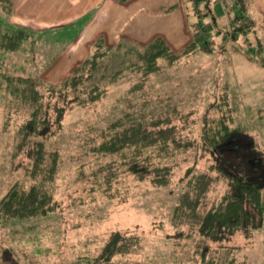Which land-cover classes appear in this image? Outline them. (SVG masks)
<instances>
[{
	"label": "rangeland",
	"instance_id": "rangeland-1",
	"mask_svg": "<svg viewBox=\"0 0 264 264\" xmlns=\"http://www.w3.org/2000/svg\"><path fill=\"white\" fill-rule=\"evenodd\" d=\"M12 1L13 12L5 18L0 11L1 19L34 33L44 34L45 30L42 29L45 25L56 23L61 24L60 30H64L63 33L69 32L68 35L64 34V38L68 39L64 46L60 44L63 41L62 34L56 33L47 41L44 40V35H40L36 37L35 45L27 41L19 52L6 54L3 58L9 64L28 66L32 70L33 58L40 56L42 68L39 72L44 79L53 83L63 81L92 54L101 33L107 34L109 14L114 16L117 13L115 8L108 14L102 11V19L96 20L102 1L100 6L91 4L88 0H64V3L55 0ZM235 6L231 0H209L202 5L209 12L203 19L209 30L207 37H204L196 23V16L189 11L184 25L185 29L188 25L191 27L192 38L188 41L178 36L172 37L175 35L172 27L164 28L157 36L164 37L175 52H180L195 40L198 41L197 51L182 56L173 64L161 58L159 61L162 70L150 75L141 91H130L140 78L126 72L120 80L107 84L108 92L105 97L86 108L78 105L70 107L65 100L52 98L53 105L66 107L62 128L49 142V147L57 149L60 155V165L53 184L59 205L54 213L29 218L48 219L52 222V227L44 226L42 230L46 232L42 234V231H28L25 226H21L24 224L22 222L11 223L8 228L0 226V251L5 246L14 247V252L26 264L32 260L43 264H69L82 252L98 254L111 232L117 230L127 236L135 235L139 238L132 245L130 253L115 257L117 264H202L201 253L194 255L200 237L195 234L190 237L176 235V229L170 222L171 211L181 189L180 179L187 167L195 165L198 171H205L210 163L225 165L226 159L230 158L235 172L238 167L242 172L250 171L255 178L262 174L261 169L264 168V119L260 117L264 110V53L261 56L253 53L257 38L264 34V18L263 15L255 14L254 30L247 37L241 34L236 39L230 38L224 42L223 47V35L230 29V13L238 12V4ZM182 8L184 9V5ZM49 12L53 15L52 19H43V13L48 15ZM147 23L150 21L147 20ZM127 33L121 34L125 41L133 39L139 42L136 40V33ZM207 38L208 42L205 43ZM51 40L53 43H50ZM31 51L32 56L26 61ZM248 54L252 57L249 58ZM118 60V56L106 58V62L111 64L107 73L118 67ZM221 96L227 100L223 113L230 116L232 126L240 129V146L231 151L229 157L226 153L222 156L204 150L201 145L204 112L211 102L219 100ZM8 97L6 91L0 88V197L15 179H24L21 166L27 160L25 156L14 154V147L16 128L26 118L29 110L21 107L15 111V106H11ZM168 97L170 105H175L187 116L174 119L178 126V136L194 140L195 146L187 151L181 150L165 161L175 165L171 182L166 187H156L148 180H137L122 167L120 179L113 185L115 195L112 198L105 195L95 176L92 179L86 178L103 160L90 153L84 154L85 148L80 143L95 134L94 130L88 128L105 125L116 116L114 109L127 108L146 98L157 104L155 111H161L162 102ZM50 111L51 118L55 121L56 111L53 106ZM219 113L218 110L213 112L214 115ZM55 127L53 124L54 129ZM237 143L235 141L230 145L236 146ZM253 154L259 155L261 167L250 164L249 157ZM20 162L23 164L18 165ZM82 163H85V167L79 168ZM226 187L223 180L215 184L210 194L211 200L221 195ZM262 220L263 226L250 235L237 231L222 241H207L210 255H218L221 246L231 245L235 246V264H264V218ZM189 231L188 226L183 227V232Z\"/></svg>",
	"mask_w": 264,
	"mask_h": 264
},
{
	"label": "trees",
	"instance_id": "trees-1",
	"mask_svg": "<svg viewBox=\"0 0 264 264\" xmlns=\"http://www.w3.org/2000/svg\"><path fill=\"white\" fill-rule=\"evenodd\" d=\"M208 2L188 0L187 4L189 13L196 16V23L204 37L209 36V30L203 23L209 12L202 5ZM249 3V0H238V12L230 13V29L223 35V47L230 38L236 39L241 34L247 37L254 30V18L247 12ZM233 5L237 6L235 3ZM0 11L7 18L13 12V1L0 0ZM5 20L0 18V88L8 94L15 111L21 107L29 110L16 128L14 147V154L27 159L24 164L18 163L23 164L24 179H15L0 197V226L8 228L11 223L47 216L58 208L53 184L60 165V155L57 149L49 147V142L62 128L66 107L53 105V97L65 100L70 107L78 105L86 108L105 97L107 84L120 80L126 72L139 76L140 80L130 88V91L137 93L145 87L150 75L162 70L161 58L173 64L182 56L196 52L198 41H192L180 52H175L162 36L154 37L144 46L122 40L114 47L107 45L101 36L96 40L89 57L63 81L53 83L44 79L39 72L42 68L40 56L33 58L32 66L29 64L32 70L28 66L9 64L3 59L6 54L19 52L27 41L35 45L37 40L34 32ZM256 45L253 53L263 55L264 34L257 38ZM109 56L119 58L118 67L112 69L111 73H107L111 68L110 62H106ZM248 57L252 56L248 54ZM219 98L208 105L202 117L201 145L204 150L222 156L226 153L229 157L230 152L240 146V129L232 126L230 116L222 111L226 98ZM164 100L166 103L162 102L161 111H155L157 104L146 98L127 108L114 109L116 116L105 125L88 128L94 130L95 134L80 143L85 148L84 154L90 153L103 160L86 178L95 176L105 195L111 198L115 195L112 189L120 179L122 167L137 180H148L156 187H166L171 182L175 165L165 161L181 150L187 151L195 146L194 140L178 136V126L174 122L175 118L187 116L175 105H170L169 97ZM52 106L56 111L55 121L51 118ZM217 110L220 113L214 115L213 112ZM260 117L264 119V110ZM53 124L56 125L55 129ZM235 141H238L236 146L230 145ZM249 158L250 164L261 167L259 155L253 154ZM226 163H210L205 171H198L195 165L188 166L180 179L181 189L171 211L170 222L176 229V235L190 237L195 234L200 237L194 255L201 253L202 264H235V246L223 245L218 255H210L206 242L222 241L237 231L250 235L263 226L264 168L261 169L262 174L255 178L248 170L242 172L237 167L238 171L235 172L230 158L226 159ZM84 167L85 163L79 165V168ZM220 180L225 181L227 187L221 195L211 200L213 186ZM185 226L190 229L188 233L183 232ZM138 241L135 235L127 236L120 231H112L98 254L82 252L69 264H117L115 257L130 253L132 245ZM14 251V247L5 246L0 251L1 264H26ZM27 264L43 263L32 260Z\"/></svg>",
	"mask_w": 264,
	"mask_h": 264
},
{
	"label": "crops",
	"instance_id": "crops-1",
	"mask_svg": "<svg viewBox=\"0 0 264 264\" xmlns=\"http://www.w3.org/2000/svg\"><path fill=\"white\" fill-rule=\"evenodd\" d=\"M64 3V0H55V2H62ZM91 4L97 5L101 4L100 1L103 2V5L99 9L96 14V20L102 19V11L106 14L113 8L116 9V14L114 16L112 14H109V22L107 26V34L101 33V36L105 38V41H107V44L109 46H116L120 41L125 40V37H123L121 34L123 32L127 31L129 33H136L137 39L139 42L131 39L128 40L131 43L133 42L135 45L138 43H141V45L138 46H144L152 40L154 36H157L159 33H162L164 28H170L175 31L174 36L172 37H181L185 38V40H189L192 38L191 35V27L189 25L188 28L185 29L184 25H186V18H187V11L188 5H186L187 8H185V4H188L185 0H126V2H121L119 0H88ZM223 1V0H221ZM224 2V1H223ZM249 7H248V14L255 18V14L263 15L264 14V0H249ZM119 3V4H116ZM123 3V4H122ZM185 3V4H184ZM184 5V9L182 6ZM172 13V14H171ZM54 14V12H53ZM170 15V16H168ZM46 17H53L52 14L45 15L43 13V19ZM181 17L179 20L178 18ZM52 19V18H51ZM147 20L150 21V23H147ZM45 21V20H44ZM49 22H53L49 20ZM121 25V27H120ZM46 27H43L42 30H45L44 34L35 33V38L40 37V35H44V40H49L48 38L50 36H53L54 34L58 33V35L62 34L64 38V34L68 35L69 32L63 33L64 30H60L61 24L56 23L55 25H45ZM62 29V28H61ZM52 32V33H51ZM51 33V34H49ZM99 35V34H98ZM133 38V37H132ZM37 39V38H36ZM42 39V38H41ZM60 44L61 46H64L66 44V41L68 39H63ZM148 40V41H147ZM141 41V42H140ZM50 43H53L52 40ZM56 44V41L54 42ZM191 43V42H190ZM87 58V57H86ZM85 58V59H86ZM22 223H24L21 226H25L28 231H34L37 233H40L42 231V234H44L46 231H43L42 229L44 226H49L51 228L52 222H49L48 219H37V220H24ZM26 223V224H25ZM41 229L39 231L35 229ZM1 264V262H0Z\"/></svg>",
	"mask_w": 264,
	"mask_h": 264
},
{
	"label": "built area",
	"instance_id": "built-area-1",
	"mask_svg": "<svg viewBox=\"0 0 264 264\" xmlns=\"http://www.w3.org/2000/svg\"><path fill=\"white\" fill-rule=\"evenodd\" d=\"M233 3L238 4V0H231Z\"/></svg>",
	"mask_w": 264,
	"mask_h": 264
}]
</instances>
